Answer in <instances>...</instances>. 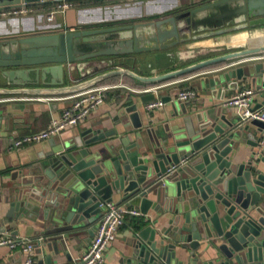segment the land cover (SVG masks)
<instances>
[{"label": "water", "instance_id": "95a60500", "mask_svg": "<svg viewBox=\"0 0 264 264\" xmlns=\"http://www.w3.org/2000/svg\"><path fill=\"white\" fill-rule=\"evenodd\" d=\"M22 1L52 0H0V6ZM242 33L246 41L231 44ZM204 39L210 45L194 44ZM142 52L166 63L209 57L151 76L105 70L115 57ZM75 69L82 80L66 84ZM116 75L160 89L182 75L219 91L249 83L262 98L253 108L264 107V0H212L146 21L0 40V77L18 86L0 87V94L67 93ZM154 98L151 93L142 101ZM160 99L163 105L171 101ZM126 112L139 130L134 138L87 128L54 146L18 189L21 199L11 202L12 211L41 208L48 224L45 261L88 231L103 204L118 195L116 203L138 206L147 222L132 232L119 264H264V145L260 136H243L250 125L261 133L264 122H242L220 110L214 116L184 113L181 125L168 122L159 130L142 124L135 104ZM243 144L251 147L246 157ZM150 209L157 217L169 215L166 228H159Z\"/></svg>", "mask_w": 264, "mask_h": 264}, {"label": "crops", "instance_id": "0c3cea01", "mask_svg": "<svg viewBox=\"0 0 264 264\" xmlns=\"http://www.w3.org/2000/svg\"><path fill=\"white\" fill-rule=\"evenodd\" d=\"M212 0H132L120 2L117 0H76V5L67 8L64 12L56 14L53 21L48 22L42 13H30L25 15H15L0 17V40L9 37H23L27 35L68 31L78 28H92L98 26H109L114 24H128L132 22L155 19L173 12L185 10L199 6ZM201 32V30L199 31ZM211 39L196 41V45L209 44ZM246 41V33L238 36L231 44H242ZM185 45L178 48L183 49ZM262 55V54H261ZM257 57L256 62L262 60ZM115 57V62L111 68H129L134 72L151 76L169 70L186 66L197 60L207 58L208 55L197 60L176 59L174 62L165 60H153L151 54L147 52L134 53ZM211 66L210 69H213ZM102 70L100 72H103ZM156 72L154 73V71ZM97 72V73H100ZM96 74V73H95ZM92 75L87 76L89 78ZM77 69L66 77V84H73L80 79ZM193 75H182L167 82L163 88H159L156 83H145L135 80L127 75H116L109 77L97 84L112 85L105 92V99L102 104L92 110L89 116L82 122L64 129L60 133L46 139L35 141L15 148L13 140L15 138L40 132L45 129L51 119L59 118L62 110L67 107L71 100L54 98L55 96H65L67 93L58 94H0V232H6L13 236L36 238L45 237V228L48 224L42 221V210L32 207L22 208V212L12 211L11 202L21 199L17 194L21 184L27 180L33 171L36 162L47 154L52 148L62 142H71L87 128H100L105 130L114 129L116 136L130 135L134 138L139 131L134 129L130 123L129 113L126 108L132 104L140 113L142 124L154 126L159 130L165 123L182 124L181 118L185 114H206L214 116L220 110H225L227 114L236 111L233 107L224 105L225 100L237 90L243 88H253L249 83L239 85L237 90L226 88L223 91L212 87L202 88L196 85ZM42 86V85H40ZM0 87L14 88L6 84V80L0 77ZM153 87H156L155 91ZM195 90V97L186 101L176 99V93L184 88ZM153 93L155 98L170 96L171 101L154 110L146 109V104L150 100L142 101V98ZM262 98L254 95L252 106H256ZM176 105L178 115L172 105ZM264 108V107H262ZM184 110H186L184 112ZM185 113V114H184ZM237 116V115H236ZM197 120L194 118V123ZM145 127L143 129H145ZM250 132L254 136L252 140L260 136V132L254 125L244 132ZM244 157L250 152L251 147L242 145ZM118 195H113V200L117 202ZM132 206V205H131ZM137 208L138 206H133ZM12 211V212H11ZM151 218H158V226L161 229L167 227L169 215L156 216L153 210H149ZM146 217L140 215L126 214L124 224L121 225L108 243L104 252V262L102 264H119V261L127 252L129 239L133 231L141 229L147 222ZM98 220V219H97ZM97 220L89 225L88 231L74 236L68 248L60 250L57 254H51L50 264H75V259L84 253L93 237ZM138 227V228H137ZM38 246L34 249V264H38L45 256L51 252L47 247H42L41 252ZM25 254L18 248L10 249L7 246L0 247V264H23Z\"/></svg>", "mask_w": 264, "mask_h": 264}, {"label": "built area", "instance_id": "2783aa9c", "mask_svg": "<svg viewBox=\"0 0 264 264\" xmlns=\"http://www.w3.org/2000/svg\"><path fill=\"white\" fill-rule=\"evenodd\" d=\"M129 2L132 0H117ZM76 0H52L48 2L27 3L20 2L13 5L0 6V17L15 15H25L30 13H42L48 22L54 20L56 14L64 12L67 8L76 5ZM109 84H94L80 90L69 92L68 95L54 98L69 99L71 103L65 107L59 118H53L48 126L40 132L24 135L13 140L15 148L35 141L46 139L56 135L66 128L74 126L84 121L92 110L104 102L105 92L110 89ZM156 91L157 88L153 87ZM196 92L192 88H184L176 93V99L186 101L195 97ZM254 89L243 88L237 90L228 97L224 105L233 107L236 115L242 122L253 119L264 122V108L254 109ZM160 98H154L147 102L146 109L154 110L162 106ZM259 143L264 145V127L260 133ZM140 215V211L126 202L116 203L113 201L105 202L101 214L94 228L93 237L87 248L79 257L75 259V264H102L104 262V252L110 240L114 237L117 229L124 224L125 215ZM44 237L26 238L13 236L6 232H0V247L7 246L10 249L18 248L25 254L23 264H34V249L41 246Z\"/></svg>", "mask_w": 264, "mask_h": 264}, {"label": "bare ground", "instance_id": "6f19581e", "mask_svg": "<svg viewBox=\"0 0 264 264\" xmlns=\"http://www.w3.org/2000/svg\"><path fill=\"white\" fill-rule=\"evenodd\" d=\"M237 39H238V37H237ZM234 41H236V40H234Z\"/></svg>", "mask_w": 264, "mask_h": 264}]
</instances>
